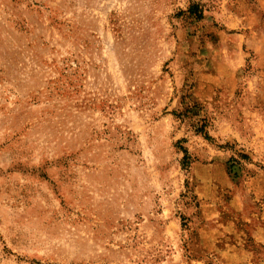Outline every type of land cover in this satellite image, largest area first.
Here are the masks:
<instances>
[{"label":"rangeland","instance_id":"374dc122","mask_svg":"<svg viewBox=\"0 0 264 264\" xmlns=\"http://www.w3.org/2000/svg\"><path fill=\"white\" fill-rule=\"evenodd\" d=\"M0 264H264V0H0Z\"/></svg>","mask_w":264,"mask_h":264},{"label":"trees","instance_id":"16d2710c","mask_svg":"<svg viewBox=\"0 0 264 264\" xmlns=\"http://www.w3.org/2000/svg\"><path fill=\"white\" fill-rule=\"evenodd\" d=\"M187 13L190 16H194L198 20L201 19L202 16L200 11L198 10V7L194 5L188 9ZM240 157L244 160H249V158L246 155H240Z\"/></svg>","mask_w":264,"mask_h":264}]
</instances>
